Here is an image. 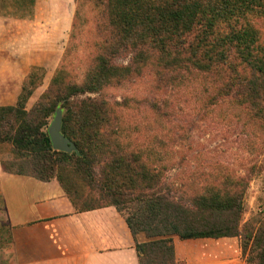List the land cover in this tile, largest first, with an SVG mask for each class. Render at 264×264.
<instances>
[{
    "label": "trees",
    "instance_id": "16d2710c",
    "mask_svg": "<svg viewBox=\"0 0 264 264\" xmlns=\"http://www.w3.org/2000/svg\"><path fill=\"white\" fill-rule=\"evenodd\" d=\"M100 4L105 37L103 43L94 44L98 53L82 87H66L62 80L80 40L76 22L62 65L34 108L26 110L38 82L35 71L26 78L17 104L0 107V142L10 143L17 156L16 164L5 166L6 172L42 182L57 179L80 213L108 207L122 212L127 204L136 203L137 211L126 218L127 225L134 236L144 233L154 240L137 244L140 264H177L174 237L241 238L248 178L225 172L218 178L221 190L212 185L213 174H207L209 184L193 189L187 201L179 199L166 188L161 170L148 169L137 151L126 153L115 145L117 118L107 105L88 99L76 106L72 100L151 68L174 75V80L219 71L211 84L221 97L235 89L233 97L228 93L225 98L251 103L259 98V81L245 83L238 67L246 65L264 78V47L249 26L253 14L264 18V0H101ZM257 52L263 55L257 58ZM122 54L131 59L120 67L114 60ZM61 103L66 110L61 132L76 146L73 153L55 151L48 134L49 120ZM258 116L264 129V108ZM157 144L162 146L160 139ZM184 188L182 183L179 191ZM245 238L243 249L253 241L257 264H264V224Z\"/></svg>",
    "mask_w": 264,
    "mask_h": 264
},
{
    "label": "rangeland",
    "instance_id": "374dc122",
    "mask_svg": "<svg viewBox=\"0 0 264 264\" xmlns=\"http://www.w3.org/2000/svg\"><path fill=\"white\" fill-rule=\"evenodd\" d=\"M100 3L101 0H0V54L6 53L13 66L27 65L28 76L33 71L38 74L36 88L26 105L28 112L50 89L76 22L80 40L73 60L65 66L62 80L66 87L84 84L98 53L94 44L103 43L105 37L99 23L104 14ZM76 15H79L77 21ZM249 19V26L264 47V18L253 14ZM256 54L257 58L263 55ZM130 59L131 56L122 54L114 63L127 66ZM238 72L245 83L255 78L259 81L256 88L259 98L251 103L225 98L228 93L233 97L235 89L226 91L225 99L222 98L219 88L211 84L219 71L194 80H188L185 75L174 80V75H163L151 68L124 80H113L105 88H96L97 93L80 96L72 103L79 106V101L90 99L107 105L117 118L114 125L119 131L116 139L113 137L115 145L126 153L137 151L148 169L161 170L166 188L174 190L179 199L187 201L193 189L209 184L207 174H213L216 182L213 180L212 185L218 189L222 188L219 175L225 172H237L248 178L239 239L247 264H257L253 241L246 250L243 244L248 231L252 233L264 224L263 213L253 212L252 205L255 197V202H264V129L258 116V111L264 108V78L246 65H240ZM62 105L57 110H61L63 118L66 110ZM157 139L162 146L157 144ZM16 158L14 147L0 142V168L6 172L5 166L16 164ZM209 166L215 167L212 170ZM182 183L185 188L179 191ZM136 207V203H130L122 212L115 209L126 220L137 211ZM3 227L0 223V233ZM148 239L146 243L154 241Z\"/></svg>",
    "mask_w": 264,
    "mask_h": 264
},
{
    "label": "crops",
    "instance_id": "0c3cea01",
    "mask_svg": "<svg viewBox=\"0 0 264 264\" xmlns=\"http://www.w3.org/2000/svg\"><path fill=\"white\" fill-rule=\"evenodd\" d=\"M10 60L0 54V107L17 104L29 73ZM255 201L258 214L263 203ZM0 223V264H140L137 244L149 241L134 236L113 207L77 212L57 179L42 182L1 168ZM173 242L177 264H247L239 238Z\"/></svg>",
    "mask_w": 264,
    "mask_h": 264
},
{
    "label": "water",
    "instance_id": "95a60500",
    "mask_svg": "<svg viewBox=\"0 0 264 264\" xmlns=\"http://www.w3.org/2000/svg\"><path fill=\"white\" fill-rule=\"evenodd\" d=\"M62 128V112L61 110L56 111L55 118L48 128V134L55 151L71 153L75 151V145L61 132Z\"/></svg>",
    "mask_w": 264,
    "mask_h": 264
},
{
    "label": "built area",
    "instance_id": "2783aa9c",
    "mask_svg": "<svg viewBox=\"0 0 264 264\" xmlns=\"http://www.w3.org/2000/svg\"><path fill=\"white\" fill-rule=\"evenodd\" d=\"M260 209H261V211H260V212H261V213H264V202H263V205L261 206V208H260Z\"/></svg>",
    "mask_w": 264,
    "mask_h": 264
}]
</instances>
